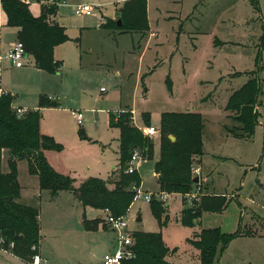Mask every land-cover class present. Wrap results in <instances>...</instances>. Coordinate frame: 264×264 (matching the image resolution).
Here are the masks:
<instances>
[{
    "label": "rangeland",
    "instance_id": "obj_1",
    "mask_svg": "<svg viewBox=\"0 0 264 264\" xmlns=\"http://www.w3.org/2000/svg\"><path fill=\"white\" fill-rule=\"evenodd\" d=\"M33 1L28 0V6ZM124 1L59 0L56 13L48 17L49 21L64 27L68 38L53 51L54 60L60 63L59 69L56 72L36 70L34 58L29 54L22 67L26 72L20 86L15 89L17 97L13 105L36 109L40 94L57 97L62 107L45 111L43 124L54 132L58 128L67 133L84 129L87 138L78 137L87 140L90 148L80 157L89 161L79 163L75 175L84 177L82 173L89 172L86 171V164H90L94 175L89 177L101 179L108 176L114 164L115 139L119 136L117 129L108 127L107 112L128 105L129 108L122 111H131L132 121L134 118L137 126L144 123L143 115L147 114L150 125L156 128H159L163 112H199L203 118L202 148L209 153L203 159L208 173L201 171L198 155L193 156L191 176L192 179L197 178L196 182L193 181L196 185L187 194H168L160 190L158 178L151 172L152 163H143L145 169L142 168L140 173L141 183L135 187L136 195L124 215L128 228L161 232L165 245L169 249L175 248L168 256L167 261L171 264H199L196 249L189 242L198 229L182 225L179 216L183 209L196 205L202 194L214 187L220 192L228 190L231 196L221 211L202 210L201 226L218 227L226 233L239 230L247 236L233 238L219 254L217 264H264V236H250L264 235V39L258 124L249 139L232 135L225 138L224 132L236 123L229 117L232 113L224 109L228 89L225 92L221 88L224 84L229 86V90H235L248 75L244 73L240 77L233 73L229 76L235 77V81L231 79L223 83L221 80V86L216 84L227 73H243L254 68L255 46L261 45L259 37L262 34L261 24L264 23V0H256L259 10L250 0H146L148 29L145 35L126 32L115 40L98 27V19L100 16L114 18ZM85 3L92 6L91 15H75L72 12L73 6ZM39 5L40 13L43 8L57 6L48 1ZM118 17L119 13L115 19ZM11 28L1 30L0 42L3 45L17 40ZM218 39L240 44L217 47L215 45L223 44ZM89 64L93 67L83 66ZM13 80L19 82V77L12 75ZM70 109L80 111L87 119L83 126L73 121ZM93 140L101 141L108 147L102 149L98 143L89 142ZM153 143L154 160L157 161L160 157V132ZM96 149L103 151L102 156L96 153ZM218 155L226 159L218 160ZM26 173V161L23 160L19 164L22 182L26 180ZM145 194L164 209V217H167L165 225L160 226L152 215L150 203L142 197ZM63 199V196L56 198L55 205ZM41 202L43 224L53 227V224L57 226L66 220L68 228L77 227L75 215H67L71 219L60 218L53 208H49L53 202L44 199ZM93 209L86 208L87 215L88 212L90 215L95 213ZM240 210L244 216H241ZM137 217L140 219L136 220ZM51 241L43 239V247L53 259L41 263L40 258L41 264H76V260L83 261L85 252L90 248L89 242L81 238L75 243L64 236L55 243ZM11 249L8 245L7 249L0 250V264H32L33 257L38 254L24 261L15 257ZM103 251L101 246L93 249L98 258L102 257Z\"/></svg>",
    "mask_w": 264,
    "mask_h": 264
},
{
    "label": "trees",
    "instance_id": "obj_2",
    "mask_svg": "<svg viewBox=\"0 0 264 264\" xmlns=\"http://www.w3.org/2000/svg\"><path fill=\"white\" fill-rule=\"evenodd\" d=\"M259 10L256 0H250ZM0 6L6 16V25L17 29V40L21 41L27 54L34 58L37 68L56 72L60 63L53 58L56 45L66 41L64 27L49 21L55 14L56 5L43 8L39 16H34L27 2L21 0H0ZM120 19V25L116 21ZM102 27L116 31L118 34L137 32L144 36L148 29L146 0H125L119 9L117 19H107ZM259 37L260 47L254 57V68L247 72L248 78L232 91L225 104L229 117L236 123L228 132L235 137L249 139L258 124V110L262 94L260 73L261 49L264 39V23ZM168 82L170 80L168 79ZM12 95L6 93L0 97V237L4 239V248L13 243L11 252L24 261L38 253L41 239L39 209L26 205L19 200L21 186L18 182L17 163L25 160L28 172L38 177L39 188L48 190L51 195L61 190H68L83 206L105 209L111 215H125L132 203L141 182L140 174L135 169L128 172V162L137 150L142 159L153 158V140L132 121L131 111L109 113L108 125L119 129L118 162L106 179L88 177L75 186L74 178L57 172L47 161L44 150L60 151L63 146L49 135L42 134L39 122L43 108L57 107L59 102L40 94L36 109L18 116L12 108ZM199 112H163L161 114L160 157L155 162L154 171L159 175L160 190L168 194L190 193L196 185L191 176L192 157L202 154L203 120ZM145 126H149V116L143 115ZM81 138H87L83 130L78 129ZM169 136H173L171 140ZM7 150L8 171L1 168L3 151ZM205 189V188H204ZM224 195L204 193L197 204L181 211L179 221L184 226L192 227L200 219L202 210L218 212L225 207ZM151 212L160 226L167 223L164 209L151 197ZM100 218H83L85 230H94L101 223ZM104 227V223H103ZM247 235L239 230L233 233L221 231L218 227L202 228L189 242L199 251L200 264H217L219 254L229 242L240 235ZM132 256L120 264H171L166 255L175 251L169 249L161 232L132 231ZM32 248V249H31Z\"/></svg>",
    "mask_w": 264,
    "mask_h": 264
},
{
    "label": "crops",
    "instance_id": "obj_3",
    "mask_svg": "<svg viewBox=\"0 0 264 264\" xmlns=\"http://www.w3.org/2000/svg\"><path fill=\"white\" fill-rule=\"evenodd\" d=\"M38 1H40V2H38ZM45 1H49V0H34L33 2H30L29 9H30L31 13L34 16H39L40 15V7H39L40 5H39V3H43ZM55 1H57V9H58L59 0H55ZM85 4H87V3H85ZM118 13H119V9L117 10V12L115 14V17L112 18V19H115L118 16ZM81 15H85V14H81ZM168 18H170V17H168ZM107 19H109V18H104L103 16H100L99 19H98V27L101 28L102 30H104V32H106L108 37L117 40V38L119 37L120 34H118L116 31H112L110 29H106V28L101 26V24L104 23ZM6 27L10 28V26L6 25V16H5L3 10L0 7V35L2 34L1 30L6 28ZM11 29L13 30L14 35L16 37L15 39H17V29L15 27H12ZM218 40H220V39H218ZM220 41H222L223 44L220 43V44L215 45V46L224 47L225 45H229V44H240V43H237V42H234V41H223V40H220ZM11 43L12 42L4 43V45H3L0 42V56H3L6 53V51L9 49ZM56 46L54 47L55 50L57 49ZM255 48L258 49V46L257 47L255 46ZM55 50L53 49V51H55ZM28 55L29 54H27V57H28ZM80 61H82V58H80ZM83 66L86 67V68H87V66L88 67H93L90 64L89 65H83ZM22 67H13V66L9 65L7 62H4V69L2 70V72L0 74V84H1L2 88L7 93L12 95V104H11L12 108H24V109L27 110V109H32V108H29V107H26V106L24 107V106H21V105L20 106L19 105L18 106H14L13 105V102H14L15 98L17 97L15 89L18 88V86H20V80L24 76V74H25L24 72H26L25 70L22 69ZM36 70H42V69L36 68ZM38 72H39L38 74H41L40 73L41 71H38ZM235 72L236 71H233V72L227 73L225 76H221L220 77L221 79L219 78V80H218V82L216 84L218 86L219 85L221 86L222 85L221 84V80L223 81V83H226L227 80L230 81L231 79L233 81H235V79H236L235 77L229 76L230 74H233ZM12 75L18 76L19 77V82H17V80L16 81H14V80L12 81ZM239 76L240 77L244 76V74L239 75ZM233 78H235V79H233ZM228 84L231 85L230 82ZM241 84H240V86H241ZM228 87L229 86L224 85V84L221 87V88H223L225 90V92H226V88L228 89V92H226L227 93L226 99H228L229 95L234 90V89L232 90L231 88H230L231 90H229ZM100 89H102V88H100ZM48 98L58 100L57 97L55 98L54 96H52V97L48 96ZM59 107H62L61 103H60ZM127 107H128V105H124V107H121L117 111H113V113L116 114V113L122 111L123 108H127ZM51 108H54V107H50V108L46 107V108L42 109V112H41L42 115H41L40 122H39V130H40V132L42 134L49 135V136L53 137L55 141H57L58 143H60L63 146V148L60 151L44 150V155H45L47 161L49 162V164L57 172L65 174V175H69L70 177L74 178V180H75L74 184L76 186L80 182H82L83 180L87 179L89 176H93L94 175L93 172H91V168H90L91 165L90 164H86V166H87L86 171L88 170L89 172L82 173V176H84V177H77L75 175L76 166L79 163L83 164V163L89 161L88 159L85 160V159L81 158L80 156L83 155L84 151L87 152V150L90 148V146L88 145V141L87 140L81 139L80 137H78L79 136L78 135V130H76V129L72 133H67L65 130H63L61 128H58L54 132V131L50 130V128H49V126L47 124H43V119H42L43 113L45 111L51 109ZM70 111H71L72 117L74 118L73 121L78 123L77 119H76V116L73 115V114H75L76 112H80V111H75V110H71V109H70ZM193 112H197V111H193ZM224 112H226V111H224ZM109 113H110V111L107 112V117H106L107 124H108ZM132 117H133V113H132ZM86 121H87V119L85 118L82 121V123L78 124V125L83 126V124ZM133 123L138 128H141L142 126H145L144 123L142 125H140V126H137L135 124L134 118H133ZM108 127L109 128H115V129H117L118 133H120L118 128L110 127L109 125H108ZM82 130L84 132V129H82ZM224 135H225V138H227V136H230L231 134L228 131H226V133L224 132ZM155 137L156 136L152 137L153 138L152 140H155ZM115 141H116V144H117V148H116V150L114 152L115 160H114V164L111 165V167H110L109 174L115 168V166H116V164L118 162L119 136L115 139ZM89 142L98 143L101 146L102 149L108 147V145L103 144L101 141H98V140H93V141H89ZM202 146H203V142H202ZM95 151H96V153L99 156H102V154H103L102 150H101V152L99 151V149H96ZM206 154H209V153L204 151L203 148H202V154L198 155V160H199L198 165L200 166L201 171H203L205 173H208V170H206V168H205V162L203 161V159H205L204 156ZM216 158L218 160L219 159H222V160L226 159L225 157H220L219 155L216 156ZM7 159H8V152H7V150H4L3 154H2V161H1V168H2V170L4 172L8 171ZM22 161L23 160H20L17 163V172H18V176L17 177H18V182H19V184L21 186L19 200H20L21 203H24V204L30 205V206H35V207H37L39 209V217L38 218H39L41 239H40V243H39V247H38V255L41 258V263H43V262L46 263L47 261L51 262V260L53 259V257L50 256L51 254L48 253L46 251V249L44 248L45 245L43 244V239H45V238H46V240L51 239L52 240L51 242L55 243L56 241H59L61 237L64 236V237H68L70 239V241L73 242V243H75L78 238H81V239L89 242L90 248H88V250L85 252V256L83 255L84 256L82 258L83 261L76 260V264H102L103 255L105 253L109 252L110 249L112 250L113 247H114V244H115V241H114L115 234L112 231V229L109 227V225L105 222V218H106V216L108 215L109 212L107 210L98 209V208H96V209L94 208L93 209V207H91V206H83L81 204V202L74 197L72 192L68 191V190H61L55 195H51L48 190H41L39 188L38 177L36 175L30 174L28 172L27 163H26V172H27L26 174H27V177H26V180L24 182H22L21 179H20V176H19V164ZM4 162H5V167H4ZM147 162H151L152 163L151 164V172L158 178V174H156L155 171H154V165H155V162H156L154 160V154H153V158L152 159H142L140 157L138 162L135 164V169L140 174L141 171H142V168L145 169V166L143 165V163H147ZM109 174H108V176H109ZM209 180H210L209 181L210 184H212L211 183V178ZM65 192H67V193H65ZM143 193H148V192H143ZM208 193L224 195L226 197V199L231 196V195L228 194V190L220 192L215 187L213 188V190H210V192H208ZM60 194H62V195H60ZM174 194H176V193H174ZM71 195H73L74 198L73 197L69 198ZM61 196H63L64 199L62 201H58V204L55 205V203H54L55 201L54 200L56 198L61 197ZM42 199H44V200H46L48 202H53V205L49 206V208H53V210L58 213V216L60 218L71 219L67 215H69L70 213L75 215L77 227L76 228L74 227L73 229L68 228L67 226L69 224L66 225V223H67L66 220L64 221V223H61L60 225H57V226L53 224V227L49 226L48 223H44L43 224L41 222V214H40V206L42 204V202H41ZM86 208H91V209L95 210V213L90 215L89 212H88V215H87ZM181 210H182V208H181ZM56 212H55V214H56ZM82 213H84L83 216H82ZM240 214H241V216H244V214L242 215V210H240ZM84 217L87 218V219L100 218V219L104 220V223L106 225L103 227V222H101V223L98 224L96 229H94V230H85L83 225H82V220H83ZM55 219L57 220V216L55 217ZM136 220H139L138 217L136 218ZM193 228L194 229H198V232L200 231V229L203 228L201 226V217L196 222V224L193 226ZM135 230L143 231L141 229H132L131 231H135ZM194 232L198 233L197 231H194ZM256 235L257 236H264V235H261V234H253V235H250V236H256ZM240 236H247V235L242 234ZM96 246H98V247L101 246L103 248V250H104L102 257H100V258H98L95 255V253L93 252V249ZM170 254H172V253H169V254L166 255V257H165L166 260H168V256ZM198 254H199V251L196 249L195 256L199 260ZM219 258L220 257H218V260H219ZM53 262H55V261H53ZM199 264H200V261H199ZM249 264H252V263L249 262Z\"/></svg>",
    "mask_w": 264,
    "mask_h": 264
},
{
    "label": "built area",
    "instance_id": "obj_4",
    "mask_svg": "<svg viewBox=\"0 0 264 264\" xmlns=\"http://www.w3.org/2000/svg\"><path fill=\"white\" fill-rule=\"evenodd\" d=\"M28 3V0H23ZM51 4H57V1L55 0H49L48 1ZM93 11V8L90 4H83V5H78V6H73L72 12L75 15H90ZM27 58V53L24 49V46L21 41L16 40L13 44L10 45L9 49L6 51V53L3 56H0V74L2 70L4 69V62H7L9 65L13 67H22L24 65V61ZM7 92L2 88L0 84V97ZM16 114L18 116L23 115L27 110L24 108H14ZM76 116L78 124H81L82 121L84 120L83 114L81 112H76L73 114ZM143 132L149 136V137H154L157 134H159V128H156L153 125L146 126L143 129ZM140 159V156L135 150L131 158L128 162V172H132L135 170V164L138 162ZM197 170V169H196ZM143 198L145 201L149 202L151 199V196L148 194L143 195ZM106 223L109 225V227L112 229V231L115 234V244L112 250L109 252L105 253L103 255L102 259V264H120L121 261L128 259L129 257L132 256V251L130 247L133 244V236H132V231L128 228V223L124 218V215L115 217L108 213L106 216ZM4 243V239L0 237V250L3 249L5 250L2 246ZM9 247H13V243H9ZM32 264H40V257L39 255H35L33 257V262Z\"/></svg>",
    "mask_w": 264,
    "mask_h": 264
},
{
    "label": "water",
    "instance_id": "obj_5",
    "mask_svg": "<svg viewBox=\"0 0 264 264\" xmlns=\"http://www.w3.org/2000/svg\"><path fill=\"white\" fill-rule=\"evenodd\" d=\"M120 22H121L120 19H118V20L116 21V24H117V25H120ZM171 138L173 139V137H171ZM193 181L196 182V181H197V178H194ZM138 219H140V217H138Z\"/></svg>",
    "mask_w": 264,
    "mask_h": 264
}]
</instances>
